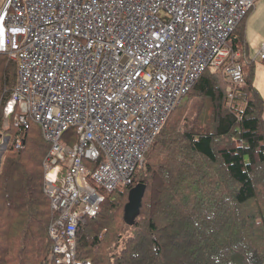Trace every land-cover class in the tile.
Segmentation results:
<instances>
[{
  "label": "built area",
  "instance_id": "built-area-1",
  "mask_svg": "<svg viewBox=\"0 0 264 264\" xmlns=\"http://www.w3.org/2000/svg\"><path fill=\"white\" fill-rule=\"evenodd\" d=\"M255 1L0 0V55L17 70L8 107L17 106L20 131L37 125L49 145L55 264L77 263L76 228L98 214L103 192L133 185L167 116L204 71L221 72L227 103L238 108L237 60L248 59L228 40ZM255 59L264 61V44Z\"/></svg>",
  "mask_w": 264,
  "mask_h": 264
},
{
  "label": "trees",
  "instance_id": "trees-1",
  "mask_svg": "<svg viewBox=\"0 0 264 264\" xmlns=\"http://www.w3.org/2000/svg\"><path fill=\"white\" fill-rule=\"evenodd\" d=\"M244 19L228 46L247 57ZM237 61L244 77L238 108L227 103L221 72L204 71L167 116L133 185L103 192L98 214L76 228V264H264V101L252 86L254 62ZM16 80L15 62L6 56L0 60V143L8 138L0 166V264H55L48 228L56 214L44 191L49 145L37 125L15 126L17 106L4 116ZM138 183L146 188L128 226L124 206Z\"/></svg>",
  "mask_w": 264,
  "mask_h": 264
},
{
  "label": "rangeland",
  "instance_id": "rangeland-1",
  "mask_svg": "<svg viewBox=\"0 0 264 264\" xmlns=\"http://www.w3.org/2000/svg\"><path fill=\"white\" fill-rule=\"evenodd\" d=\"M258 1V0H256ZM255 1V3H257ZM254 3V6L253 8L255 7V4ZM252 8V10H253ZM251 10V11H252ZM250 11V12H251ZM243 29H244V24H243ZM263 36H264V32H263ZM247 42V41H246ZM264 44V42H261L260 44H257L256 42H252V43H248V58L251 59L254 63H253V78H252V86L253 88L256 90V92L259 94V96L261 97V99L264 101V62H262L261 60L259 59H255V56L258 52V49L260 47V45ZM0 60L1 61H5L6 60V56L5 55H0ZM221 83L222 84H225V86L227 85V82L222 78L221 79ZM222 86L223 89L225 90H230V86ZM9 110H12V106L8 107ZM8 110H7V113L4 115V116H7L8 115ZM263 117H264V112H263ZM38 127V126H37ZM7 137H4L2 140H1V148H0V161L3 159L4 157V151H2L3 149H5V147L7 146L8 144V140L6 139ZM0 143V144H1ZM90 163V164H89ZM84 162V165L88 168L89 165V169H93L94 168V165L95 163H91V162Z\"/></svg>",
  "mask_w": 264,
  "mask_h": 264
},
{
  "label": "crops",
  "instance_id": "crops-1",
  "mask_svg": "<svg viewBox=\"0 0 264 264\" xmlns=\"http://www.w3.org/2000/svg\"><path fill=\"white\" fill-rule=\"evenodd\" d=\"M255 3V7L251 12L248 13L244 19V34L247 48V59L248 58V43L256 42L260 44L264 42V0H258Z\"/></svg>",
  "mask_w": 264,
  "mask_h": 264
},
{
  "label": "water",
  "instance_id": "water-1",
  "mask_svg": "<svg viewBox=\"0 0 264 264\" xmlns=\"http://www.w3.org/2000/svg\"><path fill=\"white\" fill-rule=\"evenodd\" d=\"M2 143L0 144V148ZM4 150L5 149H3L2 151ZM145 188V184L138 183L128 192V199L126 205L124 206L123 215V220L128 226H132L136 218L139 216L141 201L145 192Z\"/></svg>",
  "mask_w": 264,
  "mask_h": 264
}]
</instances>
